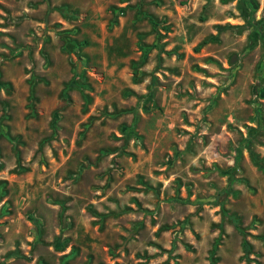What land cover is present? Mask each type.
Masks as SVG:
<instances>
[{"label":"rangeland","instance_id":"1","mask_svg":"<svg viewBox=\"0 0 264 264\" xmlns=\"http://www.w3.org/2000/svg\"><path fill=\"white\" fill-rule=\"evenodd\" d=\"M0 264H264V0H0Z\"/></svg>","mask_w":264,"mask_h":264}]
</instances>
